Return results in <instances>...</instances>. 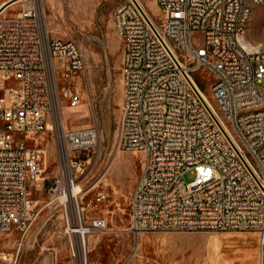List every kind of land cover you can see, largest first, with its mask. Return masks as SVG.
Returning a JSON list of instances; mask_svg holds the SVG:
<instances>
[{
    "label": "built area",
    "instance_id": "obj_1",
    "mask_svg": "<svg viewBox=\"0 0 264 264\" xmlns=\"http://www.w3.org/2000/svg\"><path fill=\"white\" fill-rule=\"evenodd\" d=\"M262 1L156 0L157 16L141 0L115 7L120 145L142 155L130 212L137 239L167 230L249 232L260 249L256 264H264V46L247 37ZM84 68L77 44L51 36L37 7L0 12V231L23 237L36 221L41 141L51 132L60 157L51 189L72 255L86 264V238L106 230L108 218L85 221L80 198L95 185L67 198L91 173L98 137L97 127L70 123L82 112L70 83ZM107 194L97 190L95 200Z\"/></svg>",
    "mask_w": 264,
    "mask_h": 264
},
{
    "label": "rangeland",
    "instance_id": "obj_2",
    "mask_svg": "<svg viewBox=\"0 0 264 264\" xmlns=\"http://www.w3.org/2000/svg\"><path fill=\"white\" fill-rule=\"evenodd\" d=\"M7 1L0 0V6ZM16 1L6 6L5 13L26 7L23 0ZM120 1H30L41 11L51 36L73 40L85 60L84 70L70 83L81 95V117L70 123L95 126L98 137L90 151L91 173L82 181L83 187L78 183L83 190L95 187L83 194L80 204L85 221L94 216L108 218L106 230L86 238V264H256L260 249L253 233L167 230L143 232L137 239L130 229L131 199L141 173L142 155L120 145L123 42L113 21ZM141 1L150 14L160 15L156 0ZM247 37L264 46V0L253 6ZM196 76L203 80L202 90L213 103L208 73L199 69ZM41 145L45 151L44 178L34 191L39 215L23 237L18 231H0V264H81L69 246L59 195L51 189V182L59 175L60 160L51 132ZM100 189L106 190L107 199L97 202L95 195Z\"/></svg>",
    "mask_w": 264,
    "mask_h": 264
},
{
    "label": "bare ground",
    "instance_id": "obj_3",
    "mask_svg": "<svg viewBox=\"0 0 264 264\" xmlns=\"http://www.w3.org/2000/svg\"><path fill=\"white\" fill-rule=\"evenodd\" d=\"M19 1H21V0H17V1L14 2V3H17V2H19ZM23 1L26 2V3H25V6H26V7L33 6L32 3L30 2V1H32V0H23ZM38 1H40V0H38ZM14 3H13V4H14ZM7 9H8V7H5L2 11L5 12ZM204 95H205V94H204ZM205 97L209 100V98H208L206 95H205ZM82 190H83V189H82L81 185H79V184H75L74 187H73L71 190H69V191L67 192V198H68L69 200H70V199H74L75 195L78 196V193H80ZM61 198L63 199L64 197L61 196ZM98 236H99V235H98ZM90 237H91V236H90ZM93 239H94V238H93ZM95 240L97 241V240H98V237H96ZM90 246H91V245H90ZM89 251L92 252V251H93V248H90ZM81 264H85V263H84V262H81Z\"/></svg>",
    "mask_w": 264,
    "mask_h": 264
},
{
    "label": "water",
    "instance_id": "obj_4",
    "mask_svg": "<svg viewBox=\"0 0 264 264\" xmlns=\"http://www.w3.org/2000/svg\"><path fill=\"white\" fill-rule=\"evenodd\" d=\"M14 0H10V1H7L6 3H4V4H2L1 6H0V12H2V10L6 7V6H8L11 2H13Z\"/></svg>",
    "mask_w": 264,
    "mask_h": 264
}]
</instances>
